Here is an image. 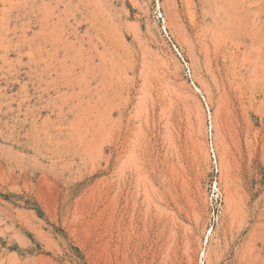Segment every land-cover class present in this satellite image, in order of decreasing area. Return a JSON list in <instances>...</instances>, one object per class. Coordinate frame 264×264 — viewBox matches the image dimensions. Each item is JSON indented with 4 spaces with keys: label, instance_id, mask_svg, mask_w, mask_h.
I'll return each instance as SVG.
<instances>
[{
    "label": "rangeland",
    "instance_id": "rangeland-1",
    "mask_svg": "<svg viewBox=\"0 0 264 264\" xmlns=\"http://www.w3.org/2000/svg\"><path fill=\"white\" fill-rule=\"evenodd\" d=\"M263 227L264 0H0V264H264Z\"/></svg>",
    "mask_w": 264,
    "mask_h": 264
},
{
    "label": "bare ground",
    "instance_id": "bare-ground-1",
    "mask_svg": "<svg viewBox=\"0 0 264 264\" xmlns=\"http://www.w3.org/2000/svg\"><path fill=\"white\" fill-rule=\"evenodd\" d=\"M230 80H231V79H230ZM261 226H262V225H261ZM263 228H264V227H263ZM162 230H163V229H162ZM262 236H263V235H262ZM263 237H264V236H263ZM263 237H262V238H263ZM262 240H263V239H262ZM248 244H249V243H248ZM246 248H247V247H246ZM249 249H250V248H249ZM251 249H252V246H251ZM242 251H243V250H242ZM246 251H248V250H246ZM250 252H253V253H254V251H251V250H250ZM242 254H243V253H242ZM250 255H251V254H250ZM240 256H242L241 253H240ZM242 257H243V256H242ZM251 257H252V256H251ZM249 258H250V257H249ZM254 258H255V257H254ZM250 260H251V259H250ZM243 264H244V263H243Z\"/></svg>",
    "mask_w": 264,
    "mask_h": 264
}]
</instances>
